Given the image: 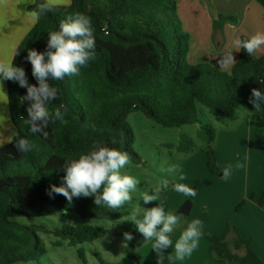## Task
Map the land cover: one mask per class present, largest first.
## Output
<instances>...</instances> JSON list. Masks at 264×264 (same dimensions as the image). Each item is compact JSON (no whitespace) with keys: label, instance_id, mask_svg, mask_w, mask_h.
Returning <instances> with one entry per match:
<instances>
[{"label":"trees","instance_id":"trees-1","mask_svg":"<svg viewBox=\"0 0 264 264\" xmlns=\"http://www.w3.org/2000/svg\"><path fill=\"white\" fill-rule=\"evenodd\" d=\"M204 1L209 9V0ZM253 1L264 9V0ZM27 10L33 13L35 5ZM75 12L84 13L92 20L95 56L80 69L78 76L49 81L60 90L59 98L49 105V110L64 105L67 114L63 121L49 123L47 139L27 132L28 103L22 99L27 89L6 80L7 110L15 134L0 147V264L38 261L46 254L39 234L53 235L57 239L54 246H59L60 241L69 246L91 243L107 234L105 228L96 225L64 224L48 229L44 225L20 224L15 221L18 217L73 212L86 221L116 223L119 234L132 250L148 242L135 223L122 220L120 209L98 207L94 197H74L69 203L62 195H48L52 185H62L65 161L78 158L94 145L127 152L132 164H140L141 158L133 148L134 133L128 123L133 112H141L164 128H176L199 122L197 105L216 119L231 118L244 109L262 121L264 142V100L259 101V108L249 103L253 88L264 95V56L252 58L240 49L229 72L203 59L190 64L187 56L191 38L182 27L175 0H70L67 6H55L45 15H35V24L15 49L19 54L13 55L14 66L24 68L30 85L38 86V83L26 59L28 50L45 51L48 33L59 30L61 21ZM237 21L234 14H218L212 17V27L235 25ZM17 133L35 140L41 150L18 151ZM196 138L206 145V170L219 174L222 170L214 149L215 128L200 124ZM176 150L192 153L194 140L181 136ZM263 197L264 190L260 203ZM242 205L238 204L236 210ZM201 232L209 241V254L215 261L264 264L252 250L251 241L242 238L231 222L219 234ZM125 233H130L132 239L127 240ZM78 255L84 260L82 251Z\"/></svg>","mask_w":264,"mask_h":264},{"label":"clouds","instance_id":"clouds-1","mask_svg":"<svg viewBox=\"0 0 264 264\" xmlns=\"http://www.w3.org/2000/svg\"><path fill=\"white\" fill-rule=\"evenodd\" d=\"M18 4L35 5L36 16H42L54 10L55 0H18ZM95 29L91 18L81 12H75L66 16L61 21L59 30L48 33L47 48L40 52L29 49L27 61L32 66V76L37 85H30L23 67L13 64L15 51L11 62H0V86L4 80L18 82L19 86L27 89L22 98L28 103L27 119L25 124L27 132L31 136H42L47 139L46 131L50 122L63 121L67 114V107L57 106L51 111L49 105L59 98L60 90L49 81H62L65 77L78 76L80 69L86 67L95 56ZM234 49H244L250 56H254L264 48V32H256L247 39H235ZM223 58L218 61L221 68H227L236 63L233 50H225ZM264 100V95L253 88L249 103L254 108H259V101ZM15 141V147L22 153L41 150V146L35 140L26 136H19ZM115 143V140L112 141ZM131 163L127 152L106 145H94L87 153H82L78 158H70L65 161L66 175L62 178L61 186L52 185L48 195L53 193L64 196L69 203L73 198L94 197V203L99 206H107L111 209H120L132 201V193L138 190L140 181L122 172ZM170 176L178 173L179 165L171 164L166 170ZM223 177L229 178V168L222 169ZM180 179H183L181 176ZM171 184L174 191L183 193L188 197H195L196 190L183 183L161 179L152 186L151 193L143 191L141 199L145 204L156 202L158 194L166 190ZM135 223L137 230L144 237L145 242L154 241L152 251L156 253L157 264H163L164 254L172 248L177 259L183 260L190 256L197 248L199 238L202 235L201 221L193 220L183 229L179 238L173 245L171 234L180 225L178 215L166 213L161 204L154 207H141L136 205L128 215V219ZM125 238L131 240L130 233H125Z\"/></svg>","mask_w":264,"mask_h":264},{"label":"crops","instance_id":"crops-1","mask_svg":"<svg viewBox=\"0 0 264 264\" xmlns=\"http://www.w3.org/2000/svg\"><path fill=\"white\" fill-rule=\"evenodd\" d=\"M177 14L184 31L191 38L188 62L196 64L206 60L217 69L229 72L233 65L221 68L218 61L225 50H233L237 61L239 51L234 49L235 39L249 38L256 32H264V9L253 0H210L208 11L204 0H175ZM70 0H55V6H67ZM31 5V4H30ZM28 5V6H30ZM18 0H0V62H11L20 41L33 27L36 17ZM218 14H234L237 23L224 24L222 28L212 27V17ZM264 56V48L252 58ZM6 80L0 86V102L6 105ZM11 123V122H10ZM12 125V124H11ZM15 134L11 130L9 138L0 147L10 142ZM262 121L247 110H240L231 118L216 121L214 142L217 162L222 169L229 168L230 176L221 180L210 178L215 187H221L228 202L227 215L221 214L220 221L210 230L211 234L221 233L227 222H231L238 234L251 241V248L264 262V142ZM204 149H201V153ZM208 172V171H207ZM243 203L241 208L236 206ZM184 229V228H183ZM183 229L173 232V245ZM154 241H148L137 250L136 264H157L156 253L152 251ZM163 264H221L209 254V241L200 236L198 246L190 256L177 259L172 248L164 254ZM127 264H135L132 260ZM238 264V263H232Z\"/></svg>","mask_w":264,"mask_h":264},{"label":"rangeland","instance_id":"rangeland-1","mask_svg":"<svg viewBox=\"0 0 264 264\" xmlns=\"http://www.w3.org/2000/svg\"><path fill=\"white\" fill-rule=\"evenodd\" d=\"M209 9L208 11H211V7ZM0 113V117L3 116L1 117L2 121H0V143H3L9 138L10 131L14 132L8 116L7 100L6 105L4 102H0ZM197 116L198 123L176 128H164L147 119L141 112H133L129 115L128 123L134 133L133 148L140 156L141 163H130L122 169V172L137 178L140 184L138 190L132 193V201L120 208L122 220L132 222L127 219L136 205L148 208L161 204L166 213L176 214L180 219V225L174 232L186 228L193 220L199 219L201 230L208 233L207 230H211L218 220L220 221L221 214L227 215L228 202L224 199L225 191L221 187H215L210 182L211 177H214L215 180H221L222 171L219 174L207 172L205 153H201V149L205 150L206 145L196 138L200 124L210 125L216 130L218 119L211 116L201 105H197ZM183 135L194 140V150L190 154L176 150ZM171 164L179 165V171L170 176L164 170ZM181 176L183 179H180ZM164 178L170 181L175 178V182L194 188L196 196L188 197L183 193H178L173 190L170 184L166 190L158 194L156 202L145 204L141 199V193L147 190L149 194H152V186ZM186 203H190V210L187 216H183L179 209ZM15 221L24 225H44L48 229L57 228L64 224L71 226L90 224L105 228L107 234L94 242L76 246H69L65 241H60L59 246H54L53 242L57 239L53 235L39 234L45 244L46 254L38 261L14 264H127L130 260L136 264L138 261L137 250L129 248L125 239L119 234L117 224L110 221H86L73 212H56L46 217H18L15 218ZM79 251H82L84 260L79 258Z\"/></svg>","mask_w":264,"mask_h":264},{"label":"water","instance_id":"water-1","mask_svg":"<svg viewBox=\"0 0 264 264\" xmlns=\"http://www.w3.org/2000/svg\"><path fill=\"white\" fill-rule=\"evenodd\" d=\"M190 210V203H186L183 206H181V208L179 209V212L183 215V216H187Z\"/></svg>","mask_w":264,"mask_h":264},{"label":"bare ground","instance_id":"bare-ground-1","mask_svg":"<svg viewBox=\"0 0 264 264\" xmlns=\"http://www.w3.org/2000/svg\"><path fill=\"white\" fill-rule=\"evenodd\" d=\"M3 107V106H2ZM4 110V109H3ZM3 113V112H2ZM1 114V113H0ZM4 115V114H3ZM1 117H3V116H1ZM0 117V118H1ZM0 121H2V118L0 119ZM1 124V123H0ZM6 124V123H5ZM7 126V125H6ZM3 127V126H2ZM1 129V128H0ZM9 130H10V128H9ZM5 131H7V130H5ZM3 134V133H2ZM10 134H11V131H10ZM4 136V135H3Z\"/></svg>","mask_w":264,"mask_h":264}]
</instances>
